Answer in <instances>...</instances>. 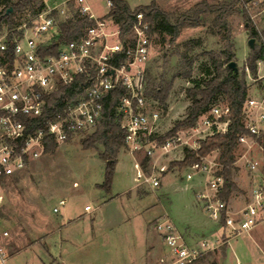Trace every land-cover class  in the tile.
I'll use <instances>...</instances> for the list:
<instances>
[{
  "label": "rangeland",
  "instance_id": "rangeland-1",
  "mask_svg": "<svg viewBox=\"0 0 264 264\" xmlns=\"http://www.w3.org/2000/svg\"><path fill=\"white\" fill-rule=\"evenodd\" d=\"M53 1L61 3L64 0ZM122 1L133 9L147 6L152 0ZM154 1L162 11L180 14L200 0ZM219 1L222 0H208L211 4ZM1 2L0 10L3 8ZM83 5L97 18L108 13L106 0H84ZM76 9L73 4L71 13L74 14ZM238 10L228 18L229 43L234 54L232 62L236 65L237 75L242 78L244 62L250 55L247 46L250 38L244 29L242 6ZM260 11L261 8L251 6L247 15L253 18L251 22L256 32L263 35L264 15ZM32 20L28 12L22 14L18 18L19 28ZM215 31L211 29L210 19H206L198 28L184 29L174 43L168 42L169 37L157 33L150 36L147 73L154 79L173 80L165 109L147 99L148 111L159 114L155 138H162L176 122L184 119L190 104L186 90L192 87V81L204 76L208 67L206 54H219L225 49V42ZM6 34V28L1 27L0 38ZM188 40L198 42L189 54L194 58L191 79L173 78L180 70L177 52H184L183 44ZM260 44L258 37L254 46ZM244 73L248 98L263 97L264 61L257 64L256 78L246 69ZM214 105L224 106L223 97H218ZM90 134L58 143L52 153H43L40 158L29 162L23 171L1 182L0 249L6 259L4 263L0 260V264H141L145 256L148 264H170L168 251L154 230L156 219L163 215L168 216L188 244L206 241L215 247L195 264H264L263 259L255 260L258 256L255 249L254 252L249 250L252 245L247 235L228 243L223 241L220 226L206 217L196 201L195 193L201 191L202 180L194 177L186 181L188 166L168 168L169 164L181 161L182 151L174 150L160 156L158 163L164 165L166 171L159 174L157 167L154 168L149 161L141 165L145 158L143 152L132 156L125 147L121 148L107 192L101 188L106 162L98 156L102 151L100 144L93 149H84L80 143ZM244 151L238 146L236 159ZM248 154L257 157L259 150L254 146ZM210 157L217 159V154ZM135 163L145 177L154 175L158 178L157 189L150 190L148 185L135 182ZM241 164L234 166L232 175L236 190L228 201L233 208L247 202L252 184ZM61 200L65 205L59 208ZM85 207L90 211L85 212ZM54 208H58L57 214L52 212Z\"/></svg>",
  "mask_w": 264,
  "mask_h": 264
},
{
  "label": "built area",
  "instance_id": "built-area-1",
  "mask_svg": "<svg viewBox=\"0 0 264 264\" xmlns=\"http://www.w3.org/2000/svg\"><path fill=\"white\" fill-rule=\"evenodd\" d=\"M41 1L43 10L30 24L16 30L19 36L7 40L6 34L0 38V184L40 158L45 138L58 144L92 133L101 119L102 100L114 90L123 91L114 108V120L124 133V147L132 156L143 152L159 174L166 171L158 163L160 156L174 150L195 152L201 141L227 132L228 107L212 105L193 127L179 130L157 145L154 138L159 114L148 111L145 97L150 35L143 15L137 14L130 31L122 33L108 13L101 18L94 17L83 5L84 0ZM73 4L79 15L93 25L74 39L61 42L59 26L73 19ZM107 6L109 12L112 5L108 1ZM251 6L261 8L264 15V0H255L242 9L247 12ZM257 34L264 48V34ZM74 82L79 92L53 113L46 122V130L30 132L29 121L44 114L47 97L59 87ZM242 117L248 134L239 137L238 146L245 151L233 165L242 162L241 167L251 180L247 202L233 208L229 201L220 198L221 166L210 156L190 164L185 176L186 181L194 177L202 180L201 191L195 194L196 201L206 217L220 226L221 238L226 243L264 224V96L248 98ZM254 146L259 150L257 157L248 154ZM134 167L137 169L135 182L146 184L151 190L159 187L156 176L145 177L137 163ZM64 205L63 200L58 202L59 208ZM58 211V208L52 210L54 214ZM154 230L168 251L170 264H195L215 249L206 241L185 242L166 215L156 219ZM5 259L0 249L1 263Z\"/></svg>",
  "mask_w": 264,
  "mask_h": 264
},
{
  "label": "trees",
  "instance_id": "trees-1",
  "mask_svg": "<svg viewBox=\"0 0 264 264\" xmlns=\"http://www.w3.org/2000/svg\"><path fill=\"white\" fill-rule=\"evenodd\" d=\"M111 3L112 9L108 12V17L112 19L122 33H128L135 22L136 15L142 14L144 22L149 26V35L157 33L159 36L169 37V43H174L184 29L198 28L206 19H210L211 29L215 34L220 35L225 42V49L219 54L207 53L208 67L204 71V76L192 81V87L186 90V96L190 100L189 106L185 110L183 120L176 122L171 130L162 138H155L157 145H160L166 138L174 135L182 129H189L194 126L198 118L215 104L218 97H223L225 105L229 110V124L225 134H218L205 139L199 143L197 151H183V158L179 162L169 164L168 168H183L190 164L197 163L201 158L208 157L213 153L217 154V162L221 166L218 172L223 177V190L220 198L224 201L230 199L231 193L236 190L232 175L235 169L234 162L237 156L238 139L247 135L243 126V105L248 99V90L244 81V70L256 78L257 64L264 61V48L260 44L250 50V55L243 65L242 78L236 74L233 76L232 70L227 65L234 60L231 51L232 45L229 43L230 27L228 18L239 12L238 7L248 5L255 0H222L217 3H209L208 0H200L188 10L180 14L166 13L162 11L154 0L147 6H138L133 9L122 0H106ZM3 8L0 10V28L5 27L8 33L7 40L19 36L16 30L21 23L18 18L25 13L34 17L40 13L44 5L41 0H18L14 3L9 0H2ZM11 12H7L8 9ZM73 19L61 23L59 26L58 40L70 41L80 35L84 29L93 25L85 17L79 15L78 10H73ZM244 29L248 32L250 39L257 40L258 34L252 26V22L245 10H241ZM264 34V33H263ZM198 44L197 40H188L183 44L184 52L178 53L180 70L173 78L191 79L194 58L190 57V51ZM51 54L54 51H50ZM224 66V68H222ZM173 80H165L163 77L154 79L150 74L146 76L145 97L158 103L163 109L166 108V100ZM79 92L76 82L69 86H61L57 91L47 97V107L44 114L35 120L29 121L30 132L36 130H46V122L58 110L62 103ZM122 90H114L106 95L102 100V114L96 129L81 141L84 149H93L100 144L102 151L98 156L106 162L104 181L101 185L105 191H109L114 165L119 150L124 147V133L114 120V108L117 99L122 95ZM57 144L50 138H45L43 153H52ZM148 158H144L141 165L148 163Z\"/></svg>",
  "mask_w": 264,
  "mask_h": 264
},
{
  "label": "crops",
  "instance_id": "crops-1",
  "mask_svg": "<svg viewBox=\"0 0 264 264\" xmlns=\"http://www.w3.org/2000/svg\"><path fill=\"white\" fill-rule=\"evenodd\" d=\"M259 64H261V62H259ZM149 189H150V187H149ZM229 205H230V201H229ZM246 235L250 239L251 245H252V246H249V250L254 252V249H255L256 254L259 256V258H258V256H257V258L255 257V260H257V259H259V260L263 259L264 260V224H261V225L257 226L256 228H254L252 231H250ZM51 260H54V259H51ZM148 261H149L148 257L145 256V258H144V260H142L141 264H148ZM55 263H58V262H55ZM236 263H238V262H236ZM250 263H254L255 264V262H250ZM59 264H62V262H59Z\"/></svg>",
  "mask_w": 264,
  "mask_h": 264
},
{
  "label": "water",
  "instance_id": "water-1",
  "mask_svg": "<svg viewBox=\"0 0 264 264\" xmlns=\"http://www.w3.org/2000/svg\"><path fill=\"white\" fill-rule=\"evenodd\" d=\"M8 12H11V9L9 8L7 10L6 13ZM247 46L248 48L251 50L254 48V39H249L248 42H247ZM227 68H229L230 70H232L233 72V76H235L237 74V68H236V65L234 62H230L228 65H227Z\"/></svg>",
  "mask_w": 264,
  "mask_h": 264
}]
</instances>
